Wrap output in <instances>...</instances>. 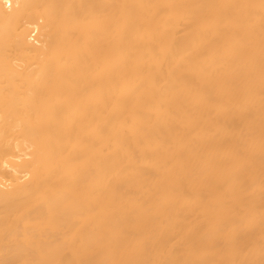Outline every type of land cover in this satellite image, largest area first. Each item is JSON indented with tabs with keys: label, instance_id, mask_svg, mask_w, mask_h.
<instances>
[{
	"label": "bare ground",
	"instance_id": "obj_1",
	"mask_svg": "<svg viewBox=\"0 0 264 264\" xmlns=\"http://www.w3.org/2000/svg\"><path fill=\"white\" fill-rule=\"evenodd\" d=\"M0 264H264V0H0Z\"/></svg>",
	"mask_w": 264,
	"mask_h": 264
}]
</instances>
